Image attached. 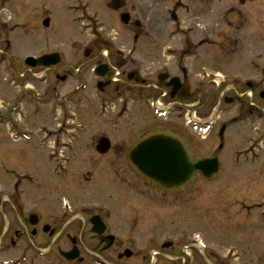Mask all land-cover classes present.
<instances>
[{"label":"rangeland","instance_id":"374dc122","mask_svg":"<svg viewBox=\"0 0 264 264\" xmlns=\"http://www.w3.org/2000/svg\"><path fill=\"white\" fill-rule=\"evenodd\" d=\"M105 1L29 0L25 10L30 18L24 23L29 25L0 34V44L6 40L11 45L14 67L10 74L15 75L11 79L0 69L3 199L10 196L14 211L23 218L35 212L42 220L43 212L49 220L63 213L69 202L67 191H71L55 186L54 177H64L65 157L87 155L88 146L79 145L97 136L124 143L126 150L145 132L172 130L182 135L196 157H210L217 142L202 129L216 118L218 107L216 97L207 108L202 106L205 94L214 90L203 76L222 72L253 85L255 108L227 133L218 157L223 160L220 173L209 182L195 179L180 194H156L155 203L142 211L147 217L155 211L158 219L172 224L166 228V237L184 236L190 241L199 236L196 240L219 264H264V142L245 152L249 142L239 141L241 133L261 140L264 132V101L258 98L264 92V0H245V7L238 0H115L110 9ZM118 7L123 8L121 14L130 15L132 23L140 22L141 28H125L117 15L120 12H113ZM232 9L240 15L235 17ZM18 12H22L18 5L4 12L9 24L17 20ZM45 19L50 20L48 28L42 25ZM88 50L91 54L85 56ZM50 53H59L62 62L47 68L46 78L43 68L24 65L27 56ZM107 56L116 67L110 77L119 76L100 93L96 85L106 78H96L93 70L98 63L109 64ZM178 66L187 72L190 93L181 104H171L162 97L157 77L178 75ZM57 73L65 82L55 78ZM130 74L140 82L134 77L129 80ZM247 93L246 99L251 100L252 93ZM234 110V105L224 107V115L219 114L225 117L222 122L233 118ZM215 122L220 123L218 118ZM237 149L245 150L236 161ZM6 203L4 212L14 219ZM243 227V232H236ZM238 234H244L248 243L238 241ZM59 245L70 248L62 241L51 245L33 239L31 244L0 253V264H62ZM195 249L196 263H200L202 254Z\"/></svg>","mask_w":264,"mask_h":264},{"label":"flooded vegetation","instance_id":"af4514ba","mask_svg":"<svg viewBox=\"0 0 264 264\" xmlns=\"http://www.w3.org/2000/svg\"><path fill=\"white\" fill-rule=\"evenodd\" d=\"M252 1L253 0H248L249 3ZM28 2L29 0H0V34L8 35L14 32L15 29L24 28L29 25V23L24 24L25 20H27L28 11L25 10V7ZM238 2L241 7H245L248 3L245 0H238ZM114 3L115 0H106L105 6L110 9L111 5ZM15 5L20 6L22 12H18L17 20L9 24L10 19L4 15V12H7L9 8ZM119 10L123 11V8H115L113 12H120V14H117L120 21V17L127 13L121 14L122 11ZM231 13L234 14L235 17L236 15H240L239 11L235 9H232ZM21 17L23 18L20 19ZM29 18L27 21H29ZM132 25L137 29L141 28L140 22L135 21L132 23L131 17L128 24L123 26L125 28H132ZM135 40H137V37H135ZM4 43L5 44H0V46H4V48H0V69L10 74V70L14 67L9 53L11 45L6 40ZM190 45L191 43H189V46ZM90 54L91 52L88 50L87 56ZM106 60L109 62L108 56ZM100 65L106 67V81H102V83L108 84L106 88H109L118 81V79H112L110 77L111 70H113V68L116 69V67H113L110 62L109 64H107V62L98 63L96 67ZM42 71L45 72L43 77L46 78L47 69H43ZM177 72L179 74L181 73L182 76L178 74L169 77L166 74V80L169 78L180 80V88L174 93L173 97V86H168V81H157L164 90L162 92V97L168 98L171 104H181L180 102L185 101L184 99L187 98L190 93L186 86L188 77L186 70L178 66ZM160 75L165 74L163 73ZM14 76V74H10L11 79H14ZM118 76L119 74H116V77ZM130 76L131 80H133L134 77L137 78L136 83L140 82L139 78L134 74H130L128 79ZM179 76H181V78ZM55 78L60 79L62 82L66 80L64 76L62 77V74L58 76V73L55 74ZM203 81H205V83L210 82L214 85L212 86L214 90L211 93L205 94L206 96L202 106L203 108H207L211 103L209 102L210 99L216 97L217 101L215 102V106L218 107L216 118L220 121V123L217 124L215 122L216 118L214 117L215 119L204 126L207 134L210 131L213 141L217 142L214 153H212L210 157L205 158H217L221 170L223 167V160L218 157L225 148L227 133L232 126H237L245 116L254 113V89L253 85L249 82H240L236 77L227 76V74L222 72H216V74H213L212 78H207L205 75V78L203 76ZM43 82L45 81L43 80ZM238 83H242L243 86L240 88ZM140 85H144V81H142ZM247 92L252 93L250 96L252 98L251 100L246 99V97L249 96ZM263 93L264 92L258 95V98L262 101H264V97H261ZM232 105H234L235 109L234 117L222 122V119H225V117L221 119L219 114L224 115V107ZM156 130L160 129L151 130L144 134ZM170 132L182 137V135L177 132L172 130ZM241 134L239 141L247 139L245 145L249 142L248 148L246 150L244 149L245 152H252L255 146L257 148L258 143L264 142L261 141L264 140V132L261 135V140L258 139L259 141L250 136L248 137V132ZM103 138L105 137L97 136L93 141L91 140L88 141L87 144L79 145L85 148L88 146L86 149L88 151L87 155L65 157V160L61 163L65 165V176L54 177L56 179H54V184L59 188H65L66 191L70 190L71 192L67 191L69 194V202L66 208H62L64 212L61 214L59 213L57 217L53 216L49 220H46L42 212V220H40L35 212H29L23 218L21 217L22 215L20 216L14 211L15 205L12 202V198L9 196L7 200H4L0 192V253H6V251L19 245L22 246L24 243L31 244L33 239L37 240L41 238L42 244L50 242L51 245H55L61 241L62 243L66 242L70 244V248H65L66 250L62 249L60 245L57 246L58 253H69L71 251L74 256V259L71 261H67L59 256L60 259L64 261L62 264H90L91 262L93 264H195L196 255L194 252L196 251L195 248H198L197 240L191 239L188 241L184 236L173 237L171 235L172 237H166V228L172 226V224L166 223L168 220L158 219L155 211L151 212L152 216L148 215L147 217L143 214L142 207L148 204H154L155 200L153 198L157 196L156 194L161 196H165L166 194H162L157 189L145 184V182L127 166L125 160L127 149L125 150L124 143L121 144L118 141L112 142L109 140L110 147L108 153L105 155L97 154L96 148L99 141ZM182 139L184 140V138ZM187 144L193 151L195 160L204 159L196 157L190 144ZM237 150V156H235L236 161L238 157L244 156L243 149L241 151ZM55 173L56 172L53 171V174ZM219 173L220 171L217 175ZM144 198L146 202H143ZM5 202H8V204L6 203L7 206L11 207L10 210L12 212L14 211L15 214L12 213L14 219L9 220L6 215L7 213L4 212ZM67 210L69 212H66ZM122 213L125 216L127 215V218L122 217ZM32 215L37 217L34 226H31L29 222V218ZM14 220L16 222H14ZM249 226L251 228L253 225H248L247 227ZM243 231L244 227L243 230H237L236 232ZM97 232L102 233L98 234ZM236 237L238 241L243 239V241L248 243L247 239H244V234H238ZM34 249L36 248L34 247ZM50 249L52 250L51 247ZM51 250L48 252L51 253ZM199 250L200 254H202L201 262L196 264H219L214 254L210 252L207 254L205 252V247L203 249L199 248ZM162 252L171 253L166 255L162 254Z\"/></svg>","mask_w":264,"mask_h":264},{"label":"water","instance_id":"95a60500","mask_svg":"<svg viewBox=\"0 0 264 264\" xmlns=\"http://www.w3.org/2000/svg\"><path fill=\"white\" fill-rule=\"evenodd\" d=\"M121 22L127 25L129 16L123 15ZM43 26L47 28L49 20H45ZM61 60L59 54L42 56L38 59L29 57L26 59L25 65L31 69L49 68L58 65ZM105 71L106 67L100 66L96 69L95 74L104 77ZM129 78L131 79V76ZM166 79L167 75L159 77L161 82ZM167 85L173 86V97L180 88V81L172 79ZM106 86L107 84H99L98 88L102 91ZM261 97H264V93ZM109 147V141L101 139L97 146V152L106 154ZM126 163L137 176L162 193H180L187 184L194 181L197 174L202 179L210 180L219 171L217 160L206 159L195 162L193 153L186 143L178 135L167 131H155L141 137L126 152ZM30 224L32 226L36 224L35 216L30 218ZM61 256L68 261L74 259L72 252L61 253Z\"/></svg>","mask_w":264,"mask_h":264}]
</instances>
